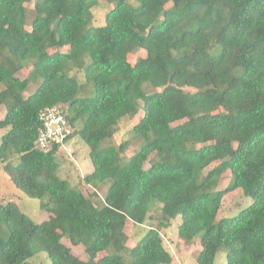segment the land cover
Here are the masks:
<instances>
[{"label": "trees", "instance_id": "16d2710c", "mask_svg": "<svg viewBox=\"0 0 264 264\" xmlns=\"http://www.w3.org/2000/svg\"><path fill=\"white\" fill-rule=\"evenodd\" d=\"M60 105L88 149L83 183L104 188L99 206L60 177L59 145L34 147L40 113ZM0 106L2 172L48 215L35 223L0 203V264L40 252L50 264H173L160 232L177 217L196 264L221 250L225 264H264V0H0ZM234 191L249 204L218 216ZM127 223L147 227L131 247Z\"/></svg>", "mask_w": 264, "mask_h": 264}, {"label": "rangeland", "instance_id": "374dc122", "mask_svg": "<svg viewBox=\"0 0 264 264\" xmlns=\"http://www.w3.org/2000/svg\"><path fill=\"white\" fill-rule=\"evenodd\" d=\"M33 2L31 1L27 4L29 9H32ZM111 5L105 2L99 4L98 7L92 9V25L99 26L103 24L104 15L109 11ZM26 30H29V27H25ZM145 56L144 51L139 50L135 52L132 56L129 57V61L133 62L136 58H142ZM30 71V67L22 69L17 73V77L23 79L27 76ZM79 77V74L77 75ZM35 84L30 85L28 89L24 92L23 96L31 94L34 91ZM192 91V90H188ZM5 114V107L0 106V120L3 119ZM141 113L140 111L132 119H123L119 125L118 132L114 135L112 142L118 143L120 140L129 137V130L131 127L138 121ZM5 132L4 129H0V138L1 135ZM137 143L132 142L128 146L123 158H126L132 154L136 149ZM65 148H70L72 153L70 156L66 155V152L61 149L56 155V162L61 164L60 166V177L66 178L69 180L73 187H77L85 196H92L95 194V197H91V200L96 204L100 205V200L103 199L104 188H98L94 192V189L86 186L82 178L91 172V165L88 159V149L87 147L79 140L77 137H73L69 142L64 146ZM148 165L145 164L144 168H147ZM2 165L0 163V203L4 204L8 201L15 202L22 213L28 216L33 222L39 223L47 219L48 215L46 212L41 210L40 201L37 199H32L23 195L18 189H16L13 184L8 180L7 176L2 172ZM229 182V174L226 173L222 176L217 186V189H223ZM238 191V190H237ZM234 191L233 193L227 194L223 197L219 214L218 216L230 217L235 215L239 209L246 207L249 204V199L243 197L239 192ZM179 217L172 220L170 227L161 231L160 235L162 237L163 245L169 254L172 257L173 264H196L195 255L199 250L198 241L195 239L189 245L182 243L177 237V225L179 224ZM145 226L139 227L135 226L132 223H127L124 231L128 236V241L126 245L131 247L134 245L138 238H141L145 231ZM60 242L67 246L71 253L78 257H83V246H71L69 242L60 236ZM104 253L98 254L97 258H100ZM31 262L34 264H50L45 253L40 252L35 257L31 259ZM214 264H225V252L221 250L214 260Z\"/></svg>", "mask_w": 264, "mask_h": 264}, {"label": "built area", "instance_id": "2783aa9c", "mask_svg": "<svg viewBox=\"0 0 264 264\" xmlns=\"http://www.w3.org/2000/svg\"><path fill=\"white\" fill-rule=\"evenodd\" d=\"M41 127L38 130L34 147L40 151H49L54 145H59L60 150L63 149L66 155L70 156L72 150L65 148V144L69 142L70 136L74 128L69 124L63 107L53 106L44 109L40 115Z\"/></svg>", "mask_w": 264, "mask_h": 264}]
</instances>
